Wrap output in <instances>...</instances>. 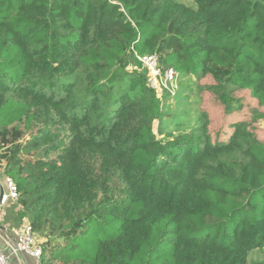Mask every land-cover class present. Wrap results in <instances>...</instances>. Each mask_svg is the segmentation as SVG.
<instances>
[{"label": "trees", "instance_id": "obj_1", "mask_svg": "<svg viewBox=\"0 0 264 264\" xmlns=\"http://www.w3.org/2000/svg\"><path fill=\"white\" fill-rule=\"evenodd\" d=\"M188 1L0 0V182L38 264H264V143L164 132L131 66L210 76L226 114L240 90L264 118V0Z\"/></svg>", "mask_w": 264, "mask_h": 264}, {"label": "rangeland", "instance_id": "obj_2", "mask_svg": "<svg viewBox=\"0 0 264 264\" xmlns=\"http://www.w3.org/2000/svg\"><path fill=\"white\" fill-rule=\"evenodd\" d=\"M180 3L191 5L188 0H180ZM131 66L144 73L150 86L163 95V110L174 119V121H171L172 118L164 121L162 125L164 132L179 134L183 131H189L190 125L188 124L199 125L200 123L196 121L200 120L213 142H223L227 140L235 124L245 122V128L252 133L253 137L264 143V118L260 117L263 109L256 105L249 92L240 90L232 92L231 108L233 111L228 115L225 112V106L219 102L215 91L212 90L214 81L210 76L199 80L192 77L178 78L166 90L161 84L157 72L158 64L154 67L144 65L136 59L131 63ZM154 68L155 70H153ZM229 89L232 88L229 87ZM157 128L158 124L155 123V132H157ZM16 204L17 202L9 201L3 205L2 220L3 224L10 230L8 235L11 237H15V233L21 231L25 226L22 221L17 219L18 207ZM48 256V253L44 254L45 258ZM260 258H262V253L253 251L248 256V264ZM52 264H62V262Z\"/></svg>", "mask_w": 264, "mask_h": 264}, {"label": "built area", "instance_id": "obj_3", "mask_svg": "<svg viewBox=\"0 0 264 264\" xmlns=\"http://www.w3.org/2000/svg\"><path fill=\"white\" fill-rule=\"evenodd\" d=\"M138 60L144 65H151L153 67L157 64V58L154 56L138 58ZM153 70H155V68ZM157 72L159 73L161 84L166 90L168 87H171L178 78L177 73L172 69H167L163 72L157 69ZM3 187L4 194L0 207L9 201L16 202L18 200L16 187L10 179L4 181ZM0 239L2 240L3 248L8 250V254H6L4 251L5 249L0 246V264H11V257H15L17 261H19V264H26L25 261L22 263V260L19 259L21 256H28L36 260H40L43 257L41 248L34 246L33 232L28 224L16 235L14 241L12 240L11 242V240L1 238V236Z\"/></svg>", "mask_w": 264, "mask_h": 264}, {"label": "crops", "instance_id": "obj_4", "mask_svg": "<svg viewBox=\"0 0 264 264\" xmlns=\"http://www.w3.org/2000/svg\"><path fill=\"white\" fill-rule=\"evenodd\" d=\"M6 191V190H5ZM9 203V202H7ZM3 213H4V210H3V206L0 207V226L3 228V230H0V236L1 238H6L8 240H12L14 241V238L16 237V235L20 232H16L15 233V237H11L9 236L8 234L10 233V230H8V227L3 224ZM24 225V224H23ZM0 246L3 248V243H2V240L0 239ZM5 249V248H3ZM6 254H8V250H4ZM19 259L22 260V263L25 261L26 264H38V261L33 259V258H30L28 256H21ZM11 264H19L17 259L15 257H11Z\"/></svg>", "mask_w": 264, "mask_h": 264}, {"label": "water", "instance_id": "obj_5", "mask_svg": "<svg viewBox=\"0 0 264 264\" xmlns=\"http://www.w3.org/2000/svg\"><path fill=\"white\" fill-rule=\"evenodd\" d=\"M3 194H4V187H3V184L0 182V205H1ZM0 230H3L1 226H0Z\"/></svg>", "mask_w": 264, "mask_h": 264}]
</instances>
